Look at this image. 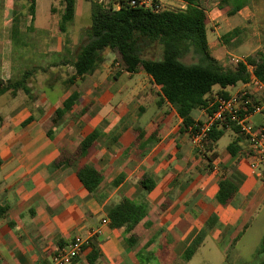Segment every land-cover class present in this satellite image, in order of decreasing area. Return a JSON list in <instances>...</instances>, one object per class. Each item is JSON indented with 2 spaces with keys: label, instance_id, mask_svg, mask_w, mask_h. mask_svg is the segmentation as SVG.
Returning <instances> with one entry per match:
<instances>
[{
  "label": "crops",
  "instance_id": "crops-1",
  "mask_svg": "<svg viewBox=\"0 0 264 264\" xmlns=\"http://www.w3.org/2000/svg\"><path fill=\"white\" fill-rule=\"evenodd\" d=\"M2 1L5 6L10 3ZM219 3L201 0L199 4L206 14L209 52L227 67L224 54L227 62L230 55L245 58L255 52L260 40L255 36L260 32L248 23L254 21V0L232 15ZM63 5L58 13L51 5L47 28L42 30V54L61 58L35 66L36 72L31 70L16 89L0 90V205L6 207L0 217L1 264H42L76 237L87 244L70 264H150L154 257L155 264H176L178 254L190 246L193 253L187 263L208 237L220 244L234 243L264 211V176L260 178L249 166L246 139L227 127L224 134L229 133L230 139L224 148L218 146L223 134L209 152H201L189 133L180 129L182 119L164 99L160 85L142 70L113 71V61L106 59L93 71L74 76L75 42L68 38L77 15L75 0L65 31L60 30ZM25 26L32 25L25 19L20 22L16 31L20 41ZM245 27L246 31L238 30ZM232 30L237 34L231 40L225 35ZM8 42L10 37L0 35L2 85L22 76L27 58L25 52L13 59ZM39 68L42 74L33 90ZM57 87L58 94L51 95L49 91ZM245 89L252 96L264 92L238 82L223 89L213 86L211 93L223 90L232 95ZM71 96L75 99L65 106ZM191 116L202 122L206 110L195 108ZM252 118L254 124L263 122L264 109ZM137 129L142 132L139 138ZM90 136L92 142L79 163L100 173L93 191L82 185L73 165H52L62 151H76ZM231 142L234 154L228 150ZM145 175L153 180L149 191L141 186ZM223 178L235 188L225 203L216 197ZM133 201L141 205L143 216L132 229L130 246L123 226L110 225L107 210ZM93 248L96 252L90 260Z\"/></svg>",
  "mask_w": 264,
  "mask_h": 264
},
{
  "label": "trees",
  "instance_id": "trees-1",
  "mask_svg": "<svg viewBox=\"0 0 264 264\" xmlns=\"http://www.w3.org/2000/svg\"><path fill=\"white\" fill-rule=\"evenodd\" d=\"M29 1L31 18L35 10L36 0ZM186 6L181 9H167L153 11L149 8L130 6L126 3L117 9H106L100 3L90 1L91 24L87 29L88 40L82 44L75 54L72 63L74 76H81L93 71L102 61V51L109 49L117 51L129 73L142 70L152 80L160 85L161 93L176 110L182 119L180 129L187 131V127L193 129L202 124L195 121L191 111L195 108H206L209 95L213 86L221 89L235 85L238 82L247 83L250 80V72L247 65L251 66L252 74L264 84V50L245 57L246 63H238L235 67H223L209 52L206 39V14L200 6L201 0H182ZM248 0H220L221 8L227 7V14L232 15L247 4ZM63 9L60 17V30L65 31V25L72 20L74 15V0H63ZM13 34L16 29L13 28ZM237 33L232 30L225 36ZM224 36V37H225ZM154 45L161 47L159 59L142 58L141 52ZM191 53L197 58V62L187 64L181 58ZM31 74L26 70L18 80H8L0 83V90L14 88L24 84ZM72 78L69 79L71 82ZM225 97L226 91L216 92ZM75 97L71 96L65 103L70 104ZM242 100V99H240ZM243 101V100H242ZM243 106V104H242ZM62 110H56L60 116ZM207 113L210 110L206 111ZM229 127L240 132L237 125L226 118L216 121L207 133L204 140V153L209 152L215 142ZM138 131V138L141 131ZM92 142V136L83 140L74 152L62 151L52 163L54 167L64 164L73 165L78 179L89 191H93L99 180L100 173L91 165L79 163L87 152ZM234 143L228 144L230 154H234ZM210 160L211 155H207ZM118 179L113 184L118 183ZM141 186L149 191L153 187V180L145 175ZM235 192V188L226 180L218 183L217 199L221 203L227 202ZM6 212V207L0 205V217ZM109 223L113 227L124 228V236L128 245L134 244L132 229L143 216V210L136 201L126 205H111L107 210ZM95 249H92L89 259L93 260ZM193 253V248L188 246L183 251L182 259L187 261ZM259 254L262 256L258 264H264V234L261 238ZM1 264V262H0Z\"/></svg>",
  "mask_w": 264,
  "mask_h": 264
},
{
  "label": "rangeland",
  "instance_id": "rangeland-1",
  "mask_svg": "<svg viewBox=\"0 0 264 264\" xmlns=\"http://www.w3.org/2000/svg\"><path fill=\"white\" fill-rule=\"evenodd\" d=\"M10 3L8 6L3 4V1L0 0V21L2 22V26L0 28L3 37H10V45L12 46V55L13 59H18L21 56L24 57L27 52V58L23 59V69L22 71L35 70V66L44 64L46 62H52L54 60H58L62 55H54L51 57L45 56L42 54V45L44 40V28H47V21L50 16V7L53 4L52 8L54 12H60V6L63 4V0H36L35 2V10L34 16L31 18L29 12V1L28 0H9ZM90 1H98V0H75V8L77 15L71 22L69 26V36L71 41H74L75 44L73 47V54L76 53L78 48L84 44L87 40V29L91 24L90 17ZM259 0H254V7L256 9V17L253 16L254 21L248 22L251 24V27L254 26V29L257 32H260L256 37L260 39L256 42L257 50L252 54H255L257 51L264 50V32L261 31L264 29L261 28L260 24L264 21V4L259 3ZM160 4L161 8L167 9H181V5L184 4L182 0H157ZM104 3V0L102 1ZM185 5V4H184ZM206 6L204 5V8ZM207 9V8H206ZM34 18V19H33ZM29 21L32 26H25L23 28V33L25 34V38H22L20 41L17 38V33L13 34V28L18 29L20 26V22L23 20ZM247 27L243 29H238L239 31H246ZM261 28V29H260ZM237 33L230 34L228 38L232 40ZM226 40H230V39ZM69 40V41H70ZM27 51H26V50ZM102 57L105 61L106 59L109 61H113V71H119L124 67V64L120 58V55L117 51H112L109 49H105L102 51ZM142 58H160L161 57V47L159 45H154L150 47H146L140 54ZM223 61L227 63V67H235V65L230 64L228 61L226 62V54L223 56ZM245 59V58H243ZM181 60L187 64L197 62V58L193 56L191 53L184 55ZM42 68H39V71L33 76L31 88L34 90L38 87V79L41 76ZM68 73H66L67 75ZM51 95L58 94V87L52 91H49ZM217 90H214L216 93ZM212 94V93H211ZM253 99H261L264 100V92L257 93V95L252 96ZM149 108L147 110L150 113ZM196 113V111L194 112ZM259 116L254 117L255 119ZM255 119H250V122H254ZM230 134H224L218 140L219 149L224 148L227 142L230 139ZM240 136L242 134L239 133ZM190 137V135H189ZM264 234V211H261L256 218L253 219L251 225L248 229L243 233V235L236 240L232 244H220L216 243L214 239L211 237L206 238L201 245L196 249L194 255L191 257L190 261L185 263L183 261V251L182 250L175 262L176 264H258L261 259V255L259 254L260 242L261 238ZM180 247V245H177ZM154 258L149 260L150 264H155Z\"/></svg>",
  "mask_w": 264,
  "mask_h": 264
},
{
  "label": "built area",
  "instance_id": "built-area-1",
  "mask_svg": "<svg viewBox=\"0 0 264 264\" xmlns=\"http://www.w3.org/2000/svg\"><path fill=\"white\" fill-rule=\"evenodd\" d=\"M103 0L96 1L106 9H119L123 3L130 6H139L149 8L153 11L161 9L157 0ZM228 61L232 65L246 63L245 59L230 55ZM250 72L249 85L256 90H264V84L259 81L253 74L251 66L247 65ZM242 99V100H240ZM243 104V106H242ZM264 109V100L253 99L248 90H241L239 94H232L227 97L213 93L209 96L205 110L206 118L202 124L196 128L187 127V131L192 142L201 152L204 151V140L211 126L216 121H222L229 118L239 128V133L246 139L251 151L249 166L260 178H263L264 172V121L260 124L250 122V116L254 113H262ZM264 183V179H263ZM87 240L79 237L74 238L71 242L59 247L49 259L42 264H70L77 259L82 253L83 247Z\"/></svg>",
  "mask_w": 264,
  "mask_h": 264
}]
</instances>
